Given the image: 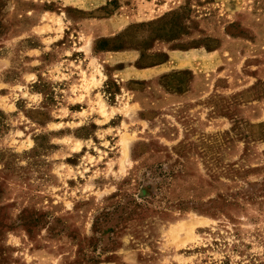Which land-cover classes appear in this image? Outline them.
<instances>
[{
	"label": "rangeland",
	"instance_id": "obj_1",
	"mask_svg": "<svg viewBox=\"0 0 264 264\" xmlns=\"http://www.w3.org/2000/svg\"><path fill=\"white\" fill-rule=\"evenodd\" d=\"M0 264H264V0H0Z\"/></svg>",
	"mask_w": 264,
	"mask_h": 264
}]
</instances>
